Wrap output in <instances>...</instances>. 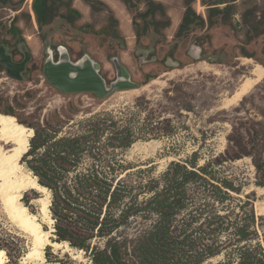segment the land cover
I'll return each instance as SVG.
<instances>
[{"label":"rangeland","instance_id":"obj_1","mask_svg":"<svg viewBox=\"0 0 264 264\" xmlns=\"http://www.w3.org/2000/svg\"><path fill=\"white\" fill-rule=\"evenodd\" d=\"M13 1L0 6V47L12 61L23 60L26 54L29 59L15 76H9L0 64V113L14 116L18 123L33 130L17 175L30 173L38 182L28 154L35 129L55 130L58 136L81 131L87 127L82 120L103 110L111 111L118 123L131 119L138 127L158 118L162 129L147 134L149 138H138L123 150L115 149V158L125 166H134L131 170L147 168L143 175L154 177L166 167H173L174 162L186 167H192V160L197 163L195 167L208 163L216 176L241 184L242 193H233L235 196L243 198L244 193L253 191V209L259 217L258 241L264 255V188L254 184L257 174L251 157H264V75L240 100L225 104L246 78H253L254 66H264V0H235L232 12L223 19L222 13L216 14L212 25L191 24L180 35L176 31L184 0H158L164 5L170 25L159 32L149 28L138 38L132 19L144 9L141 2L128 8L121 0H97L101 3H95L92 9L83 0H74L73 6L80 12L74 23L57 17L39 29L33 0ZM208 2H192L205 20ZM13 18L19 29L16 33L7 31ZM107 25L110 27L103 30ZM63 50L71 61L87 56L95 62L107 86L119 74L121 65L136 88L115 89L102 98L91 92L61 91L47 78L46 63L52 56L58 60ZM104 137L99 141H105ZM10 146L3 145L2 149L7 151ZM88 165L86 158L77 163V167ZM65 177L71 179L72 173ZM20 192L18 202L35 215L43 231H48V240L55 241L51 191L52 223L41 215L38 198L44 193L29 187ZM4 196L0 188V250L4 251V264H60L48 261L46 253L70 264H91L83 250L70 246L64 249L63 242L60 247L44 244L43 258H23L34 242L10 215ZM237 203L228 202L234 206ZM222 257L221 253L209 260Z\"/></svg>","mask_w":264,"mask_h":264},{"label":"trees","instance_id":"obj_2","mask_svg":"<svg viewBox=\"0 0 264 264\" xmlns=\"http://www.w3.org/2000/svg\"><path fill=\"white\" fill-rule=\"evenodd\" d=\"M73 1L33 0L38 28L57 17L74 23L80 12ZM83 1L92 9L100 2ZM121 1L128 8L144 4L132 19L137 38L149 28L159 32L170 25L158 0ZM208 1L205 20L192 7L193 0H184L176 35L191 24L212 25L216 14L222 13L223 19L232 12L235 0ZM13 2L0 0V6ZM14 20L8 32L19 30ZM81 122L87 126L81 131L58 136L55 130L41 128L35 129L30 139V168L37 174L38 184L52 193L51 209L56 218L53 240L83 250L91 264H264L253 191L244 193L243 198L235 196L233 193H242L241 184L216 176L208 163L195 167L192 160V167H186L174 162L154 177L143 175L147 168L131 170L135 167L115 158V149L123 150L138 138H149L147 134L162 129L158 118L138 127L131 119L118 123L111 111L103 110ZM100 137L105 141H99ZM255 156L251 155L257 174L254 184L264 188V157ZM82 158L89 165L77 167ZM71 173V179L65 177ZM230 200L238 203L230 205ZM194 222L198 224L191 226ZM221 253L222 259L209 260ZM46 256L50 262L70 264L48 253Z\"/></svg>","mask_w":264,"mask_h":264},{"label":"bare ground","instance_id":"obj_3","mask_svg":"<svg viewBox=\"0 0 264 264\" xmlns=\"http://www.w3.org/2000/svg\"><path fill=\"white\" fill-rule=\"evenodd\" d=\"M60 61H71L64 50L61 52ZM88 61V57L83 56L81 59L74 61V65L76 68H79L82 66L83 62ZM251 73L253 78H246L238 90L226 100L225 104L240 100L241 97L263 77L264 66L257 64L253 67ZM32 134L33 130L18 123L14 116L0 113V188L5 192V196L3 197L5 205L12 218L32 236L34 242L33 246L25 253L23 258L29 256L43 258L44 244L60 247L62 243L49 241L48 231H43L40 223L36 221L35 215L28 213L27 208L18 202L21 196L20 190L26 187L44 193V197L38 198L41 202V215L43 219H47L49 223L53 222L49 216V190L39 185L36 178L31 176L30 173L20 176L17 175L18 171L23 167L20 158L27 151L29 138ZM7 144L11 146L7 151H4L2 146ZM62 245L64 249H70L67 242H63ZM4 262V251L0 250V264H4Z\"/></svg>","mask_w":264,"mask_h":264},{"label":"water","instance_id":"obj_4","mask_svg":"<svg viewBox=\"0 0 264 264\" xmlns=\"http://www.w3.org/2000/svg\"><path fill=\"white\" fill-rule=\"evenodd\" d=\"M60 59L61 54L57 61H53L51 57L48 58L46 74L49 81L63 92H91L102 98L115 89L136 88V84L130 81L127 71L121 65H118L119 74L107 86L106 81L98 74L97 64L91 59L88 58L90 62H83L79 68H76L75 62H61ZM0 61L9 76H15L14 73L24 69L25 61L14 63L2 49L0 50Z\"/></svg>","mask_w":264,"mask_h":264},{"label":"flooded vegetation","instance_id":"obj_5","mask_svg":"<svg viewBox=\"0 0 264 264\" xmlns=\"http://www.w3.org/2000/svg\"><path fill=\"white\" fill-rule=\"evenodd\" d=\"M1 48L2 47H0V50H1ZM3 50V49H2ZM7 55V54H6ZM9 57V56H8ZM10 59V58H9ZM29 59V55H25V57H24V59L23 60H17V61H13L14 63H20V62H22V61H25V63L27 62V60ZM52 59H53V61H54V57L52 56ZM71 60V59H70ZM79 60V59H78ZM12 61V60H11ZM57 61V60H56ZM75 61H77V60H75ZM74 62V61H73ZM0 64L1 65H3L2 63H1V61H0ZM24 67H25V64H24ZM5 68V67H4ZM19 74V72H17V73H14V75H18Z\"/></svg>","mask_w":264,"mask_h":264}]
</instances>
